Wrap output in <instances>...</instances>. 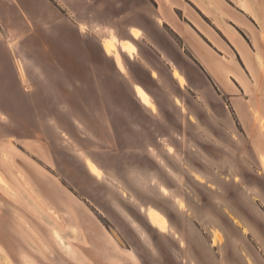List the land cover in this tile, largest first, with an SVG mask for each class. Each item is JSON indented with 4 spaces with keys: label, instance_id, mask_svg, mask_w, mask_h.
Segmentation results:
<instances>
[{
    "label": "rangeland",
    "instance_id": "obj_1",
    "mask_svg": "<svg viewBox=\"0 0 264 264\" xmlns=\"http://www.w3.org/2000/svg\"><path fill=\"white\" fill-rule=\"evenodd\" d=\"M10 1L0 0V39L10 48L1 52L0 110L15 134L0 135V189L3 209L19 216L13 252L20 264H254L238 217L248 210L245 186L264 171L263 146L243 134L224 96L199 75L187 76L184 86L172 74L136 75L118 47L114 57L100 41L98 69L81 74L77 68L89 66L95 47L79 42L53 6L57 0H43L52 12L42 1L31 23ZM64 55L71 70L60 67ZM86 159L131 161L136 182L129 186L109 167L102 184ZM235 173L241 182L230 194L222 185L229 176L235 185ZM153 187L158 194L148 191ZM150 209L166 218L167 232L149 220ZM213 230L220 232L215 248ZM30 246L35 258L27 262L21 257Z\"/></svg>",
    "mask_w": 264,
    "mask_h": 264
},
{
    "label": "crops",
    "instance_id": "obj_2",
    "mask_svg": "<svg viewBox=\"0 0 264 264\" xmlns=\"http://www.w3.org/2000/svg\"><path fill=\"white\" fill-rule=\"evenodd\" d=\"M10 2L26 22L31 23L30 17L34 15L31 11L37 10L33 0H29L28 5L22 0ZM80 2L57 0L58 6H53L73 24L82 45L95 47V51L86 56L89 66L77 68L81 74L97 70L99 60L103 59L95 42L102 43L104 37L112 40L115 36L114 43L124 65H128V69L135 66L136 75L152 76L155 72L175 76L176 71L185 80L187 76L204 77L218 95L224 96L225 105L234 109L237 122L243 125V134L262 141L261 155H264V124L261 123L264 120V0H102L92 12L82 7L76 11L61 7ZM43 3L48 13L52 12L51 7ZM5 13L13 22V12L5 10ZM101 16L110 24H101L98 20ZM82 23L93 26L87 35L79 32ZM105 27L109 28L108 33L103 31ZM132 27H137L139 37L131 35ZM125 42L136 51L126 49ZM7 44L0 39V66L2 50L10 53ZM65 55L59 58L60 67L71 70ZM262 184L264 171L245 186L246 190L253 191H247L248 210L241 208L238 217L240 230L254 248V264H264ZM5 199L0 189V222L7 224L6 236L0 226V264H7L6 260L20 264L22 261L13 252L19 242V216L17 212L3 209ZM30 248L32 253L26 251L21 258H35V249Z\"/></svg>",
    "mask_w": 264,
    "mask_h": 264
},
{
    "label": "snow or ice",
    "instance_id": "obj_3",
    "mask_svg": "<svg viewBox=\"0 0 264 264\" xmlns=\"http://www.w3.org/2000/svg\"><path fill=\"white\" fill-rule=\"evenodd\" d=\"M101 2H102V0H86V2H85V0H81L79 5H77L75 3H67L65 5H61V7H68L69 9H72L73 11H76L78 8L82 7L85 9L86 12H92L96 9L97 5ZM33 4L37 10L40 9L41 7H43L42 0H33ZM98 20L101 24H106V23L110 24V22L105 20L102 16L99 17ZM92 27L93 26H91V25H87L85 23H82L79 26V32L87 35L89 30ZM95 31H100V29H95ZM103 31L108 33L109 28L105 27V28H103ZM131 35L139 37L141 35V33L137 30V27H132L131 28ZM114 41H115V36H113V38H112V42H114ZM112 42H110L109 40H105L104 44L106 47L110 48ZM125 48L130 49L131 52H133V53L136 51V49L133 48L132 45L127 43V42H125ZM120 71L122 73H125V75H127V73L125 72V69L123 67L120 68ZM156 75L157 74L155 72L152 73L153 77H156ZM174 75L176 77V80L179 81L180 86H184L185 80L180 76V74L174 73ZM135 91L137 93H139V95L141 97H143L144 102L148 105V107L152 108L153 112H155L156 109L151 105V103H149L148 96L146 95V93L139 86H136ZM177 103H179V101H177ZM261 123L264 124V120H261ZM14 134H15L14 123L11 120V117L5 111L0 110V135L9 136V135H14ZM168 151L171 152L172 149L169 148ZM260 161L262 163H264V155L260 156ZM86 164H87V168L90 170L91 174L94 177H96L98 180H100V182L102 184L105 182L107 169L109 167H114L115 171L120 176V178L124 179L125 183L129 184V186H132V184L136 182L135 178L137 176V170L133 166V163L131 161H123L122 162V161L117 160L114 164L106 165V164H97V163H94L92 159H87ZM234 178H235V185H233V183H232V179H233L232 176H229L227 183L222 185L226 190H229L230 194H231V189L233 187H237L241 182V178H240L239 173H235ZM197 179L199 180L200 177H197ZM201 183H203V181H201ZM152 184L155 185L156 181L153 180ZM261 187L264 188V184H262ZM148 191L151 194H158L155 187L148 189ZM246 191H253V190L249 189ZM159 193H162L165 197L169 196L168 190L162 186L159 187ZM138 195H139V193H138ZM261 196H262V198H264V193H261ZM141 199H143V197H141ZM176 203L179 205V208L181 210H185V205L183 203H181L179 200H177ZM150 215L158 217L162 221V224H163V226H161L160 230L162 232H167V221L164 220V217L160 216L159 213H155V212L150 213ZM0 226H2L3 234L6 236V233H7L6 222H0ZM216 235H217V237H219V233H217ZM221 242H223V241H221ZM211 243H212L213 248H215L216 240L211 241ZM180 247L181 248L184 247V244L182 242L180 243ZM154 264H158V262H154ZM248 264H251V261H249Z\"/></svg>",
    "mask_w": 264,
    "mask_h": 264
},
{
    "label": "bare ground",
    "instance_id": "obj_4",
    "mask_svg": "<svg viewBox=\"0 0 264 264\" xmlns=\"http://www.w3.org/2000/svg\"><path fill=\"white\" fill-rule=\"evenodd\" d=\"M105 40H109L110 42H112V40L109 39L108 37H104V38L102 39V43H101L103 49H104L107 53H111L113 56H117V55H119L118 52H117L116 44H115L114 42H112L110 48H109V47H106L105 44H104V41H105ZM174 73H177V72L174 71ZM180 76H181V75H180ZM181 77L184 79L183 76H181ZM184 80H185V79H184ZM136 86H139V87H140V85L136 84L135 87H134V89L136 88ZM140 88L143 90L142 87H140ZM143 91H144V90H143ZM144 92H145V91H144ZM137 94L139 95V93H137ZM146 95L148 96V101H149V103H151V105L154 107V103H153V101H152V98H151L147 93H146ZM139 96H140V95H139ZM140 97H141V96H140ZM141 98L143 99V97H141ZM143 101H144V99H143ZM145 104H146V103H145ZM146 105H147V104H146ZM62 137H63V138H66V139L68 140V137H67V135H66L65 132H62ZM86 160H87V159H86ZM22 176H23V175H22ZM0 185L4 186V183L2 182L1 177H0ZM42 203L45 204L46 208H47V209L53 214V216H54L55 218H57V219L60 218L58 212H56L53 208H51V206H50L49 204L47 205L44 201H42ZM152 212L158 213L156 210L150 209V210L147 211V217L149 218V220H150L154 225L159 226V227L161 228V226H163L162 221H161L158 217L153 216V215H150V213H152ZM159 215H160V216H163V215L160 214V213H159ZM163 217H164V216H163ZM164 220L167 221L165 217H164ZM154 221H155V222H154ZM167 224H168V221H167ZM167 227H168V226H167ZM217 233H219V237H217V235H216ZM175 235H176V234H175ZM56 239H58L59 242H60L63 246H66V241H65L64 238L60 237V236L57 234V235H56ZM217 239H220V232H219L218 230H213V239H212V241H213V240H217ZM66 247H67V246H66ZM26 261H27V259H26ZM27 262H28V261H27ZM6 263H7V264H10L9 260H6Z\"/></svg>",
    "mask_w": 264,
    "mask_h": 264
}]
</instances>
